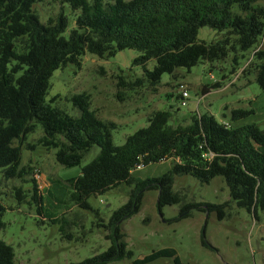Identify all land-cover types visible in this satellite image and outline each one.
<instances>
[{"label":"trees","instance_id":"16d2710c","mask_svg":"<svg viewBox=\"0 0 264 264\" xmlns=\"http://www.w3.org/2000/svg\"><path fill=\"white\" fill-rule=\"evenodd\" d=\"M39 1L0 0V172L6 179H22L31 170L21 166L22 144L38 124L43 132L38 143L47 150L54 149L56 162L64 167L79 166L93 146L99 148L80 174L68 180L70 207L91 210L88 200L92 196L123 184L133 186L128 200L103 226L108 231L109 247L91 258L68 264H110L131 259L133 252L127 249L120 226L139 211L146 191L157 192L160 214L164 206H180L174 221L189 217L194 209L206 215L215 213L221 220L229 203L254 215L258 210L264 212V129L258 125L233 127L228 123L226 127L211 114H202L191 115L188 124L173 126L169 124L170 111L158 110L145 127L117 146L111 136L115 124L96 116L88 95L72 97L79 117L53 106V99L46 100L50 78L57 69L78 65L85 53L110 58L125 49L138 52L132 64L141 68L153 87L160 84L165 73L175 77L179 68L189 70L201 61H223L232 51L253 50L249 69L253 67L255 81L264 91V0H61L79 11L68 37L63 36L68 26L64 15L58 14L45 24L40 22L33 10ZM202 27L218 31L222 38L198 40ZM150 61L155 63L151 70L147 68ZM238 61L233 56L234 66L239 65ZM211 87L218 89L221 83ZM248 113L234 109L231 118L237 120ZM166 160L171 161V167L159 177L134 180L131 176L138 167ZM180 176H190L202 185L222 179L229 201L218 205L184 203L183 197L173 191L175 178ZM30 182L28 193L41 209L37 183L35 179ZM21 191L18 189V195ZM3 212L0 205V230L4 227ZM50 222L60 224V231L69 238L63 218ZM201 243L208 246L204 231ZM159 259L181 264L172 248L153 251L131 264ZM0 264H19L13 248L3 240Z\"/></svg>","mask_w":264,"mask_h":264},{"label":"rangeland","instance_id":"374dc122","mask_svg":"<svg viewBox=\"0 0 264 264\" xmlns=\"http://www.w3.org/2000/svg\"><path fill=\"white\" fill-rule=\"evenodd\" d=\"M33 10L43 24L54 20L58 14L64 15L68 23L64 37L75 27L79 15L78 10H72L61 0H40ZM221 38V33L208 27L200 28L197 33L201 41ZM18 46L21 49L22 42ZM252 51H232L223 61H201L189 70L179 68L175 77L165 73L156 87L150 86L141 68L132 64L138 56L135 50L125 49L110 58L85 53L78 65L69 64L53 73L46 100L53 99V106L79 117L80 111L72 97L88 95L90 109L96 116L115 124L111 136L117 146L122 145L128 135L145 127L151 114L158 110L170 111L169 124L173 126L188 124L191 115L211 114L217 121L233 127L254 123L264 129V91L255 81L253 67L249 69ZM233 56L239 59L238 66L233 65ZM154 64L150 61L147 68L151 70ZM246 69L249 70L245 73ZM216 82L221 83V87L213 89L211 86ZM179 84L185 85L188 93L185 106L180 105ZM234 109L249 113L233 120L231 111ZM42 134L37 124L35 132L27 135L22 144L21 166L31 168L22 179H6L0 172V205L4 208L0 240L13 248L19 264L81 262L109 247L108 231L103 226L112 212L128 200L133 186L123 184L105 194L92 196L88 200L91 210L70 207L68 180L80 174L97 156L99 148L93 146L79 166L67 168L56 162L54 149L47 150L38 143ZM27 144L32 147H26ZM170 167V160L152 163L134 169L131 176L134 180L156 178ZM35 169L40 172L41 209L28 193L32 188L30 181L35 179ZM18 189L22 190L21 195ZM173 191L183 197L184 203L218 205L229 201L228 189L220 178L202 185L190 176L176 177ZM179 209V205L164 206L160 214L157 192L146 191L139 211L120 226L133 257L110 264H131L132 260L163 248L174 249L181 264H264L263 211L258 210L254 215L229 203L221 220L215 213L206 215L194 209L189 217L174 221ZM55 218H63L69 238L60 231V224L50 222ZM203 231L208 246L201 243ZM147 264H173V261L159 259Z\"/></svg>","mask_w":264,"mask_h":264},{"label":"built area","instance_id":"2783aa9c","mask_svg":"<svg viewBox=\"0 0 264 264\" xmlns=\"http://www.w3.org/2000/svg\"><path fill=\"white\" fill-rule=\"evenodd\" d=\"M255 52V51H254ZM253 52V53H254ZM252 53V54H253ZM178 91H179V101H180V105L181 106H185L186 104H187V100H188V93H187V91H186V87H185V85H183V84H179L178 85ZM221 123L224 125V126H229L228 125V123L227 122H224V121H221ZM138 168H140V167H138ZM34 178H35V181H36V183H37V187H38V189H40L41 188V186H40V184H39V181H40V172L37 170V169H35L34 170Z\"/></svg>","mask_w":264,"mask_h":264},{"label":"crops","instance_id":"0c3cea01","mask_svg":"<svg viewBox=\"0 0 264 264\" xmlns=\"http://www.w3.org/2000/svg\"><path fill=\"white\" fill-rule=\"evenodd\" d=\"M206 95V94H205ZM44 182V181H43ZM40 191V190H39Z\"/></svg>","mask_w":264,"mask_h":264}]
</instances>
